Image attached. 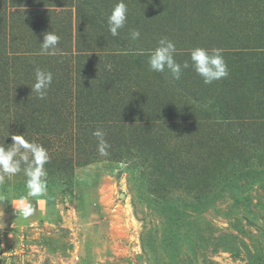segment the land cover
<instances>
[{"label":"rangeland","instance_id":"obj_1","mask_svg":"<svg viewBox=\"0 0 264 264\" xmlns=\"http://www.w3.org/2000/svg\"><path fill=\"white\" fill-rule=\"evenodd\" d=\"M117 2L0 0V144L24 135L50 156L46 196L27 197L23 173L0 185V264H264V0H124L113 37ZM162 37L180 64L221 49L229 75L189 67L173 85L148 68Z\"/></svg>","mask_w":264,"mask_h":264},{"label":"clouds","instance_id":"obj_2","mask_svg":"<svg viewBox=\"0 0 264 264\" xmlns=\"http://www.w3.org/2000/svg\"><path fill=\"white\" fill-rule=\"evenodd\" d=\"M128 6L124 0H118L107 17L108 31L113 37L119 35L128 19ZM131 39L140 38L139 30H132ZM60 36L54 31L43 34V41L40 42L42 54H54L60 44ZM175 44L167 37L158 41V46L148 54L149 71L167 73L173 80H179L183 69L193 68L205 84L226 78L229 75L227 63L219 48L207 49L196 47L190 51V61L185 60L183 64L177 63ZM53 82V73L37 67L35 69V83L31 86L38 99H45L48 90ZM10 135V133H9ZM93 135L99 138V151L101 155H107L108 144L104 140L105 133L97 129ZM11 144L5 147L0 144V185L5 183L6 178L11 179L23 173L27 197H44L48 192V172L45 165L50 161L48 150L40 143L30 141L24 135H11ZM6 199L0 196V201ZM22 198L18 209L15 211L24 219L31 217L35 209L31 202Z\"/></svg>","mask_w":264,"mask_h":264},{"label":"trees","instance_id":"obj_3","mask_svg":"<svg viewBox=\"0 0 264 264\" xmlns=\"http://www.w3.org/2000/svg\"><path fill=\"white\" fill-rule=\"evenodd\" d=\"M55 2V1H54ZM84 2L85 3H89V0L87 1V0H84ZM102 2V1H101ZM85 3H83V4H85ZM92 3H94L95 4V2L94 1H92ZM94 4H92V5H94ZM18 6L20 5V4H17ZM15 7H16V9H15ZM13 8H14V10H13V13H10L11 15H12V17H20V16H26L29 12H32L31 10H29V9H26L24 6H22V7H17L16 5H14L13 6ZM83 8V7H82ZM29 15H31V14H29ZM18 20V19H17ZM56 27V26H55ZM57 29V28H56ZM59 32V31H58ZM39 61H40V57H39ZM51 64V63H50ZM26 66V65H25ZM24 66V67H25ZM46 67L48 66V65H45ZM32 69V68H31ZM160 74H162L163 76H166L165 78H167V81H170L173 85H175V84H180L179 82H180V80L181 81H184L185 82V80H186V77H184V76H182L181 75V78L179 79V80H173L172 78H171V75L169 74V73H167V70H166V72L165 73H160ZM54 76H59L58 75V73H57V75H55L54 74ZM57 78H59V77H57ZM71 91H72V88H71ZM52 129H55V127L53 128L52 127ZM232 133V135H233V131L231 132ZM234 136V135H233ZM235 137V136H234Z\"/></svg>","mask_w":264,"mask_h":264}]
</instances>
